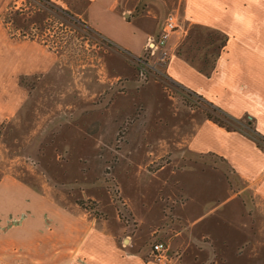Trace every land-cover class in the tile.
<instances>
[{"label":"rangeland","instance_id":"1","mask_svg":"<svg viewBox=\"0 0 264 264\" xmlns=\"http://www.w3.org/2000/svg\"><path fill=\"white\" fill-rule=\"evenodd\" d=\"M154 9L174 15L179 29L174 0ZM70 13L67 5L51 0H0V256L11 249L7 233L19 221V181L44 200L79 208L89 218L119 219L124 234L143 247L161 236L169 245L194 218L192 207L204 212L225 196L217 172L183 167L176 153H169L182 142L191 119L210 114L252 137L169 79L163 72L167 62L151 64V70L144 64L145 70L144 51L136 60ZM205 44L189 45V56L203 53ZM37 56L38 73L19 69ZM206 164L212 167L211 161ZM226 177H232L229 169ZM190 197L200 205L191 206ZM245 202L251 207L250 196ZM50 225L46 220L41 228ZM261 227L260 240L238 249L245 252L244 264L264 261V221ZM185 243L199 244L188 238ZM147 259L152 260L149 254ZM212 259L207 264H223Z\"/></svg>","mask_w":264,"mask_h":264},{"label":"crops","instance_id":"2","mask_svg":"<svg viewBox=\"0 0 264 264\" xmlns=\"http://www.w3.org/2000/svg\"><path fill=\"white\" fill-rule=\"evenodd\" d=\"M51 1L67 5L70 15L80 18L92 32L137 59L143 56L147 38L159 35L165 17L154 9L165 0ZM147 1L145 9L138 10ZM174 7L179 9V29L167 43L165 75L239 121L238 126L246 124L264 137V0H174ZM196 41H206V47L203 53L189 56L187 49ZM34 60L19 63V69L38 73L39 57ZM146 62L143 68L145 64L151 70L153 62ZM181 141L169 153H176L183 167L217 172L225 181V196L204 212L191 208L194 218L186 220L184 231L166 244L171 263L207 264L216 258L223 264L232 260L244 264L245 252L238 249L262 238L264 151L239 130H227L199 116L183 130ZM228 169L230 179L225 178ZM247 196L251 207L245 202ZM189 203L200 205L193 197ZM46 220L51 225L44 231ZM118 221L89 218L79 208L46 201L19 181V221L7 233L11 249L0 256V264H157L147 259L149 247L124 234ZM248 231L255 234L249 236ZM158 238L163 242V236ZM187 238L199 244H186Z\"/></svg>","mask_w":264,"mask_h":264},{"label":"built area","instance_id":"3","mask_svg":"<svg viewBox=\"0 0 264 264\" xmlns=\"http://www.w3.org/2000/svg\"><path fill=\"white\" fill-rule=\"evenodd\" d=\"M177 30V19L174 15L168 14L161 26L157 37H149L144 47V59H152L153 64H166L169 59L167 43L171 35ZM138 60V59H136ZM145 60V61H146ZM167 245L162 241H152L149 245V256L157 264H172L171 258L167 255Z\"/></svg>","mask_w":264,"mask_h":264},{"label":"trees","instance_id":"4","mask_svg":"<svg viewBox=\"0 0 264 264\" xmlns=\"http://www.w3.org/2000/svg\"><path fill=\"white\" fill-rule=\"evenodd\" d=\"M70 18L73 19V16L68 14ZM74 20V19H73ZM79 22V21H78ZM141 62V61H140ZM144 75V74H143ZM190 96L194 95L199 101H201L202 103L206 104L207 106H209L210 110L214 113V114H218L219 116H221L222 119L224 120H228L229 122H232V123H236L239 125V121H236L235 119H232L231 117H229L228 115H226L225 113H223L222 111H220L218 108H216L215 106H213L212 104L210 103H207L205 101H203V99L199 96H197L196 94L194 93H189ZM207 119L208 120H211L213 121L215 124L219 125L220 127H225L227 130H235V129H229L228 126H225L223 124L222 121H219L217 120L216 118L210 116V114H207ZM241 125V123H240ZM246 126V125H245ZM244 125H242L243 128H247L248 131H251V135L252 137H250L256 144V146L258 148H260L261 150L264 151V148L262 147L261 143H264V137L259 135L258 133H256L253 129L249 128V127H245ZM82 207V206H81ZM83 209L86 210V208L82 207Z\"/></svg>","mask_w":264,"mask_h":264}]
</instances>
